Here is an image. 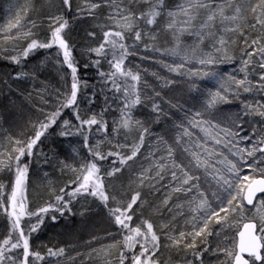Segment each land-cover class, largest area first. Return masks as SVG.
Listing matches in <instances>:
<instances>
[{
    "label": "snow or ice",
    "instance_id": "snow-or-ice-1",
    "mask_svg": "<svg viewBox=\"0 0 264 264\" xmlns=\"http://www.w3.org/2000/svg\"><path fill=\"white\" fill-rule=\"evenodd\" d=\"M17 5L15 18L0 25V60L14 66L0 73V94L29 85L39 114L21 111L19 131L0 130V264H206L207 256L214 264H264V0H80L75 12L72 0ZM75 22L87 25L83 67L98 77L90 93L69 36ZM41 50L44 59L29 68ZM132 56L180 79L154 71L157 88ZM48 67L58 82L38 87ZM203 80L214 86L202 88ZM181 83L203 97H192L199 107L180 102ZM233 100L240 110L224 114L220 106ZM164 104L186 120L174 124V138L156 136L144 155ZM138 107L150 109L147 117L137 118ZM53 134L80 137L87 155L73 146L50 156L42 146ZM50 168L68 182L58 185ZM73 202L85 219L103 215L105 236L85 242L86 257L67 245L36 246L49 218L75 215ZM237 217L246 222L230 237Z\"/></svg>",
    "mask_w": 264,
    "mask_h": 264
},
{
    "label": "rangeland",
    "instance_id": "rangeland-1",
    "mask_svg": "<svg viewBox=\"0 0 264 264\" xmlns=\"http://www.w3.org/2000/svg\"><path fill=\"white\" fill-rule=\"evenodd\" d=\"M23 3H24V0H19V5H23ZM41 3H44V0H37V7H39ZM79 3H80V0H72L73 12H75V9L79 5ZM17 7H18L17 0H0V25L6 24L10 18L12 19L15 18ZM10 8L12 9L11 12L9 11ZM34 17H35V13H33V18ZM80 24L81 23L79 22H75L70 25L69 36H70L71 42L77 46L76 52H78L80 59L84 60V58L81 56V52H82V46L86 42L84 40V42L80 45L79 42H76L75 38H73L74 37L73 31L77 29V25H80ZM84 29L85 27L79 28L80 35L83 36L82 37L83 39L85 35ZM0 47H2V45H0ZM147 55L155 56L157 59H160L159 53H148ZM135 57H138L139 59V60L136 59V61L138 62L135 65H140L141 69H142V64L144 65L145 63H149V64L144 65L146 66L145 68L147 69L153 64L155 66L159 65L155 61H151L150 63V61L149 62L145 60L143 61V59H140L139 56H135ZM41 59H44V50H41L39 54L30 58V63L28 67L31 68L35 63H38ZM164 59L170 61L171 58L164 57ZM3 62H7V61L0 60V73H6L9 71H12L11 67L3 66L2 64ZM222 66L229 67L230 65H222ZM148 72L150 73V71ZM157 72H159L161 76H164V77H173V74L166 73L164 70H162L161 67H158ZM58 79L59 77L55 69L52 67H48V69L41 76V79L36 82V85L38 87H42L44 83L50 82L53 86H55L58 82ZM156 82L158 83V87L161 88L162 82L157 81V80ZM21 88L26 89V91H24L23 93L13 92L11 95H9L7 93V90L5 89V92L3 94H0V125H2V129L0 130L5 131V133H6V130H8L9 128H11L13 131H19V127L22 124L21 117H20L21 111H23L25 114L29 112L35 113L37 115L39 114V113H36V110L32 107V101H30L27 97V91H31V88L29 87V85L22 84ZM243 95L248 96L245 94ZM33 99L36 100V103H40L38 97H34ZM95 108L96 106H94V110ZM143 109L145 110L144 107L142 108V110ZM24 119L25 120L27 119V115L24 116ZM108 120L111 122L112 119H108ZM97 135L98 134L95 133V130H93V140H92L93 143L96 142ZM129 139L131 140V137H129ZM45 142L47 146V148H45V152H47L50 156L52 155L53 152L60 153L62 156V154L69 151L70 148L73 146L82 149V145L80 143L79 137L61 138L53 134L49 136V138ZM155 144H156V141L155 142L149 141L148 145L145 143V146L142 149V152L144 153V155H147L150 150V146L155 147ZM105 150H107V147ZM82 151L85 155H87L86 149H82ZM49 172H50V175L53 177V179L56 180L58 185L63 186V184L68 182L69 176L67 175L61 176V174L58 171H56L55 169H51V168L49 169ZM127 175L128 173L126 171L124 173L125 183H127V179H126ZM38 185H39V177L33 174L30 177V185L28 189V194L31 198H33L34 203L36 202L35 201V191ZM92 206L95 209V204H93ZM80 208H81V204L73 202L72 212L75 213V215L70 214V213H65L63 217H60L59 214H57L58 219L56 222H53L49 218V221H48L49 225L46 226V230H47L46 240L40 239V235H36V237H34L33 243L36 246H52V245L65 246L67 245V246L74 248L76 252L82 253L86 257L88 249L85 247V242L90 240L93 234L98 235L101 238H103L105 236L104 230L108 227V224L102 214H99V215L88 214L89 218L85 219V217H82L80 215ZM0 223H2V221H0ZM64 228H69L70 233L68 235H65V237H62V236L58 237V234L62 235L64 233ZM53 229L54 230L57 229V230L54 231ZM42 230L45 231V228H43ZM109 242L110 241L108 240H104V243H109ZM72 254L74 255L75 252H73ZM180 259H181L180 257H177L178 261ZM61 264H66V262L62 261ZM77 264H82L81 260L78 259ZM84 264H87V261H84ZM212 264H214V262H212Z\"/></svg>",
    "mask_w": 264,
    "mask_h": 264
},
{
    "label": "trees",
    "instance_id": "trees-1",
    "mask_svg": "<svg viewBox=\"0 0 264 264\" xmlns=\"http://www.w3.org/2000/svg\"><path fill=\"white\" fill-rule=\"evenodd\" d=\"M83 27H86V25L85 24H80V25H77V29H73L74 31H73V38H75V40H76V42H79V44L81 45L83 42H84V39L82 38L83 36L82 35H80V32H79V28H83ZM81 30V29H80ZM131 41H129V43H130ZM75 55L77 56V58L81 61V64H80V76L83 78V79H86L88 82H89V87H88V89H87V92L88 93H90L93 89H92V85L93 84H98V77H97V74H96V70L94 69V68H88V69H85L84 67H83V64H84V60L83 59H80V57H79V55H78V52H76L75 53ZM136 59H138V57H135V56H132V57H129V61H130V63H131V65L134 67V65L135 64H137V62L138 61H136ZM3 64V66H7V67H11L12 68V70H13V67L14 66H10V65H8V63L7 62H3L2 63ZM107 64L105 63L104 64V68H105V70L107 69ZM221 67V66H220ZM229 68H230V70H232V66L230 65L229 66ZM149 83H151V84H153L154 86H156L157 88H159L158 87V83L156 82V80L155 81H148ZM180 87V86H179ZM185 88H187V86L185 87ZM206 89V88H205ZM164 90L165 89H163L162 90V95H164V94H167L168 96H171L173 93H167V92H164ZM96 91L97 92H99V88H97L96 89ZM177 93H179V92H177ZM176 93V94H177ZM184 100H185V98L184 97H182V99H181V103H183L184 102ZM97 102L98 103H96V108H95V111H100V109L103 107V97H100L98 100H97ZM229 105V107L230 108H234V109H237V110H240V107H241V102H240V100H233L231 103H229L228 104ZM196 106L197 107H199L197 104H196ZM163 107H164V109H165V111H166V113H167V115H163V116H161V119H160V121H159V123H156L155 122V120L153 119V122H152V124H151V128L153 129V136H157V134H160V135H162V134H164V133H169V132H171L172 131V129H173V126H174V124H175V121H174V119H176V116L178 115V114H181V112L182 111H180V110H178V109H174V108H171L168 104H164L163 105ZM187 107V106H186ZM142 108L143 107H138L137 109H136V112H135V114H136V116H137V118H139V119H144L145 117H147V114H148V110H150L149 108H145V110L143 109L142 110ZM113 114H115V115H118L119 113H118V111H115V112H113ZM179 117H181V118H184V119H186V117H185V113L184 112H182V114L181 115H179ZM179 119V121H181L182 119ZM166 121V122H162V121ZM168 121V122H167ZM163 126H162V125ZM158 125H161V127L159 128V127H157ZM163 127V128H162ZM162 129V130H161ZM194 131H198V130H194ZM176 135V134H175ZM175 137V136H174ZM71 138V137H70ZM79 140L81 141V138L79 137ZM43 147V150L45 151V148H47V146H46V142H45V144L42 146ZM237 220L239 221V223H236L235 221H233V226H232V228H231V232H230V237L232 236V235H235L236 234V232L238 231V229H240L241 228V225L243 224V220H239V217H237ZM48 221H49V219L47 220V222H46V226H48L49 225V223H48ZM46 226L45 227H43V228H45V231H43V230H41L38 234H36V235H40V239H44V240H46V238H47V234H46ZM42 228V229H43ZM54 230V229H53ZM57 229H55L54 231H56ZM41 233V234H40ZM70 233V231H69V228H64V233L61 235V234H58V237L59 236H62V237H65V235H68ZM72 235V234H71ZM211 239H213V240H215V237H213V238H211ZM212 262H214V257H211V256H207L206 257V263H208V264H212Z\"/></svg>",
    "mask_w": 264,
    "mask_h": 264
},
{
    "label": "bare ground",
    "instance_id": "bare-ground-1",
    "mask_svg": "<svg viewBox=\"0 0 264 264\" xmlns=\"http://www.w3.org/2000/svg\"><path fill=\"white\" fill-rule=\"evenodd\" d=\"M174 0H172V2H173ZM139 60V59H138ZM144 61V60H143ZM145 61H150V63H151V61H153V60H145ZM143 63H145V62H143ZM146 64H149V63H145L144 65H146ZM143 64H142V69H141V71H143V69L146 67V66H144ZM221 66V67H220ZM219 67H218V71H221V72H224L225 71V69H227L228 71H230V68L228 67V66H222V65H220ZM158 67H161L160 65H151L148 69V71H150V73L148 72V75L146 76V79L148 80V81H155V77H153L152 75H151V73L152 72H157V70H158ZM162 68V70H164L166 73H169L165 68H163V67H161ZM170 74H172V73H170ZM173 77H174V74H173ZM175 79H177V80H179L180 78L179 77H174ZM200 84H201V87L202 88H209V87H213L214 86V81H209V80H203V81H198ZM186 87V85H184L183 83H181L180 84V88H183L184 89V93H183V97L185 98V100H187L188 101V103H189V105H191V104H193V103H195V104H197L198 106H199V103L197 102V101H194L193 99H192V97H198L199 98V100H202L203 99V97H200L199 96V93H191L190 95L187 93V88H185ZM165 90H164V92H167V93H170V92H168V89H166V88H164ZM177 92H179L178 90H177ZM178 95L180 94V93H177ZM245 95H248V94H245ZM220 108H221V110H222V112L224 113V114H229V113H232V112H236V111H239V110H237V109H234V108H230L229 107V105L228 104H222L221 106H220ZM149 111V110H148ZM181 114H182V112H181ZM181 114H178L177 116H176V119H174V121H175V124L176 123H179L180 121H179V119L181 118V117H179V115H181ZM119 115V114H118ZM118 115L116 116L115 114H112V115H110V116H108V119H113V117H118ZM182 120L181 121H184V120H186V119H184V118H181ZM162 122H166L165 120L164 121H162ZM168 122V121H167ZM109 123H111L110 121H109ZM162 125V124H161ZM161 125H158L157 127H161ZM163 126V125H162ZM163 128V127H162ZM162 130V129H161ZM175 134H176V132L175 131H171V132H169V133H164V134H162V136H164L165 137V139H170V138H174V136H175ZM158 135H160V134H157V136ZM149 141H153V142H155L156 141V136H153V135H151L149 138H148V140L146 141V144L148 145L149 144ZM152 148H154V147H152Z\"/></svg>",
    "mask_w": 264,
    "mask_h": 264
},
{
    "label": "water",
    "instance_id": "water-1",
    "mask_svg": "<svg viewBox=\"0 0 264 264\" xmlns=\"http://www.w3.org/2000/svg\"><path fill=\"white\" fill-rule=\"evenodd\" d=\"M246 222V221H245ZM242 226H243V224H242ZM242 226H241V228L240 229H242Z\"/></svg>",
    "mask_w": 264,
    "mask_h": 264
}]
</instances>
